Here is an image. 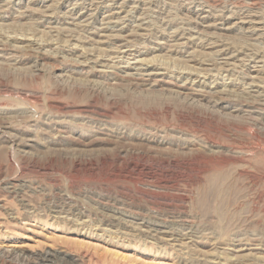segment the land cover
<instances>
[{
    "label": "rangeland",
    "instance_id": "374dc122",
    "mask_svg": "<svg viewBox=\"0 0 264 264\" xmlns=\"http://www.w3.org/2000/svg\"><path fill=\"white\" fill-rule=\"evenodd\" d=\"M0 190V264H264V0H0Z\"/></svg>",
    "mask_w": 264,
    "mask_h": 264
},
{
    "label": "bare ground",
    "instance_id": "6f19581e",
    "mask_svg": "<svg viewBox=\"0 0 264 264\" xmlns=\"http://www.w3.org/2000/svg\"><path fill=\"white\" fill-rule=\"evenodd\" d=\"M108 2V1H107ZM8 3V2H7ZM69 3V2H68ZM243 8V7H242ZM245 10V9H244ZM247 11H248V9H247ZM66 14V13H65ZM227 15V14H226ZM73 16V15H72ZM88 17V16H87ZM84 18V17H83ZM39 19V18H38ZM246 21V20H245ZM47 22V21H46ZM65 24V23H64ZM78 27H80V26H78ZM194 27V26H193ZM262 28V27H261ZM98 29V28H97ZM96 29V30H97ZM237 29V28H236ZM258 29V28H257ZM197 30V29H196ZM247 30V29H246ZM248 35V34H247ZM2 38V37H1ZM84 39V38H83ZM10 41V40H9ZM3 42V41H2ZM119 42V41H118ZM171 42V41H170ZM117 45V44H116ZM24 46V45H23ZM13 47H16V46H13ZM111 47V46H110ZM18 48V47H17ZM6 49V48H5ZM15 49V48H14ZM45 49V48H44ZM111 49V48H110ZM114 50V49H113ZM71 53V52H70ZM11 54V53H10ZM114 54V53H113ZM231 54V53H230ZM5 57V56H4ZM219 57V56H218ZM224 57V56H223ZM95 59V58H94ZM260 60V59H259ZM129 61V60H128ZM122 62V61H121ZM124 62H125V60H124ZM130 62V61H129ZM245 62V61H244ZM96 63V62H95ZM120 65V64H119ZM139 65V64H138ZM159 65V64H158ZM220 65V64H219ZM110 69V68H109ZM207 69V68H206ZM224 70H226V69H224ZM210 71V70H209ZM233 71V70H232ZM187 72V71H186ZM207 72V71H206ZM214 72V71H213ZM120 73V72H119ZM129 73V72H128ZM127 73V74H128ZM132 73V72H131ZM137 73V72H136ZM139 73V72H138ZM130 75V74H129ZM142 75V74H141ZM206 75V74H205ZM223 75V74H222ZM184 76V75H183ZM195 76V75H194ZM214 76V75H213ZM230 76V75H229ZM218 77V76H217ZM233 77V76H232ZM184 82V81H183ZM245 82H247V81H245ZM256 82V81H255ZM212 83V82H211ZM216 83V82H215ZM248 83V82H247ZM245 84V83H244ZM259 84V83H258ZM201 88V87H200ZM215 91V90H214ZM189 92V91H188ZM202 92V91H201ZM261 93V92H260ZM176 94V93H175ZM185 94V93H184ZM206 95V94H205ZM184 97V96H183ZM188 97V96H187ZM195 99V98H194ZM10 184V183H9ZM13 184V186H14V183H12ZM17 184V183H16ZM8 185V184H7ZM13 186H7L8 187V189H7V187H6V190H8V191H10V192H13V191H15V188L13 187ZM5 187V186H4ZM24 189V188H23ZM1 191V190H0ZM6 192V191H5ZM15 193V192H14ZM25 194V193H24ZM6 196V195H5ZM24 199V198H23ZM1 257H2V255H1Z\"/></svg>",
    "mask_w": 264,
    "mask_h": 264
}]
</instances>
